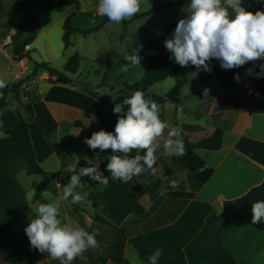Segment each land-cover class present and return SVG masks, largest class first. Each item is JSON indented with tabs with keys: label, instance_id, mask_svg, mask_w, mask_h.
<instances>
[{
	"label": "crops",
	"instance_id": "0c3cea01",
	"mask_svg": "<svg viewBox=\"0 0 264 264\" xmlns=\"http://www.w3.org/2000/svg\"><path fill=\"white\" fill-rule=\"evenodd\" d=\"M176 1L141 0L138 13L145 12L156 4L175 3ZM88 2L90 0L80 3L79 10L72 19L73 26L80 29H89L97 26L106 18L97 11L94 15L100 20L96 25H81L78 19L83 14L88 13L85 9ZM189 3L190 0H181L179 6L161 8L149 16L142 17L149 18L151 21H148V27L143 28L136 45L144 42L147 38L161 36L165 32V26L172 21H175L173 23L177 25L180 18L169 16L168 10L186 7ZM257 4L258 2L255 0H243L242 2L246 10H251L252 13ZM32 5L37 6V4ZM62 9H67L62 19H65L74 11L73 6H66ZM132 18L126 19L128 21L125 24L128 27L126 29L132 27L134 21L142 19L132 20ZM109 23V20L105 22L99 31L106 29ZM125 34L126 31L120 36V40L125 39ZM33 43L27 46L29 55ZM154 54H156L154 51L147 53V55ZM141 61L144 63L143 60ZM35 65L28 67L27 73H24L23 76L20 74L14 76L11 73L13 78L6 84L25 80L24 92L27 95L24 98L27 99L28 93L38 98L32 105L34 114L51 135L56 150L64 153L66 159H72V165L90 167L92 164H98L101 170L98 162L89 159L83 141L88 135L101 129L107 132L114 131L110 124L108 108L84 91V85L80 82L82 77L77 75L78 71L75 74L76 78H74L77 86H65L57 82L56 75L42 69L35 70ZM231 70L236 75L239 74L241 79L237 82L235 75L233 78L222 82L224 84L223 88L219 85L221 83L217 81V84H213L212 76L199 79L195 73L197 79L208 83L209 95L205 97L202 94L205 88L197 90L193 94L195 96L201 95L204 99L198 105L187 106L185 99L181 98L184 94L183 90L188 84L187 82L177 97L179 101L169 102L166 107H161L159 111V118L167 125L165 129L170 131L179 130V138L182 141L188 140L191 143H197L202 138L212 135L217 129L223 131L219 150H195L196 155L214 170L212 177L198 188L196 180L190 173L180 165L174 164L173 157L175 155L165 154L164 144L168 139V135L157 138L154 142L157 145L156 163L153 165L156 174L153 175L151 169L141 163L144 170L139 175L132 177L138 186L146 189L139 199L140 204L145 208L143 215L132 214L122 223H117L119 224V235L115 234L113 228L116 223L110 220L107 215L96 211L88 200V203L91 204L88 205L89 207H86L85 204L84 206L86 210L91 208L92 215L85 213V216L81 217L82 221L81 218L74 215L81 224L79 228H83L90 234L98 232L95 238L99 247L93 248V258L86 259L84 264H117L112 261V255L113 245L120 238L119 236H124L125 240L123 262L119 264H146L139 256L138 247L145 248L149 255L154 254L159 249L161 255L157 262H166L185 248L201 232L208 220L220 215L226 202L235 201L264 182V106L261 105L262 97L254 92L253 82L249 75L242 71L241 67ZM3 75L5 73H0L1 78ZM69 76L72 79L71 75ZM9 96L12 100L10 105H13L15 103L14 95L9 94ZM102 96L104 97V95ZM112 97L110 99L104 98L107 101H112ZM115 103L122 104V101H116ZM174 104H176V107H173ZM123 107L127 111L128 106L124 105ZM10 109L12 110V107L7 110ZM178 113H182V115H178ZM20 115L24 123L15 126L13 136H7L0 131V159L11 161L22 156L27 157L31 162L40 165L41 173L31 176L23 166L15 175L16 182L20 185L18 178L25 175L31 179V187L34 190L42 191L48 189L51 185H55L58 192L59 189L64 188L66 180L65 171L62 169V161L51 150L44 137L33 129L27 112L21 111ZM121 115L123 113L118 114V117ZM178 116L180 117L178 118ZM75 123H80L81 127L76 126ZM185 125L199 127V129L185 130L183 129ZM76 145H79L82 150L84 149L86 154L83 152L81 155L75 154L73 147H76ZM145 153L146 150L140 152L141 155ZM130 155L135 156L136 150H133ZM48 163L54 166V175L60 181L64 180L63 182L56 184L50 180L51 178L48 181L40 180L45 171V165H48ZM103 175L107 178L108 184L105 186L101 183L102 188H99L100 183L98 181H94L88 176L85 177L87 183L85 189L88 193L104 192L109 188L110 183L116 181L108 171L107 174ZM173 181L178 182L177 190L181 193L180 197L171 198L165 193L167 187L171 186ZM0 183L7 186L0 195L1 205L14 191V184L1 172ZM34 183L46 187L39 190L33 187ZM14 206L16 208L20 207L15 199L10 202L3 220L10 214ZM69 208H71V205ZM251 208L244 210L235 217L224 228L219 237L223 249L231 254L238 264H264V222L252 224ZM95 215L100 216L104 223L94 221ZM4 231L3 237L7 242L17 236V231L9 236H4ZM4 239L0 243L1 246H3L2 244L7 245ZM22 241L24 243L12 244V248L1 257L0 264H8L7 261L12 257L17 258L14 264L21 261L28 241L26 234ZM18 249H20L19 255L16 252ZM183 264H224V262L214 250L208 248L187 256Z\"/></svg>",
	"mask_w": 264,
	"mask_h": 264
},
{
	"label": "trees",
	"instance_id": "16d2710c",
	"mask_svg": "<svg viewBox=\"0 0 264 264\" xmlns=\"http://www.w3.org/2000/svg\"><path fill=\"white\" fill-rule=\"evenodd\" d=\"M82 1L86 0H50L45 4L34 6L30 2L20 3L17 5L18 8H26L28 10L36 9V8H55L62 9L66 6H73L74 11L68 15L64 19L63 23V44L64 48L69 49L73 43L71 38L75 34H80L83 36H87L89 34L98 32L105 22L109 19L106 17L103 21H101L97 26L89 28V29H80L72 25V19L77 14L79 10V5ZM258 4L253 8V13L256 11H264V0H255ZM181 4V0H177L175 3H164V4H156L151 9L137 13L133 16L132 20H136L145 16L151 15L153 12L165 8V7H176ZM246 10V9H245ZM3 11V5L0 0V12ZM251 11V10H246ZM123 24H127L128 21L123 20ZM172 21L171 23L165 26V32L158 37L155 38H147L144 42L136 45L134 48L125 52L122 56L117 57V62L113 60L107 61V70L104 75L101 86H106V79L109 72L118 71L122 68L126 67V70L129 71L133 68V64L127 60L126 56L133 55V49L138 51L141 60L147 65V69L145 70L142 79L139 82H136L129 88L134 91H141L144 93L145 98H151L159 105H166L169 102H178L177 98L180 94L182 88L187 84V76L186 70L189 69L197 74V78L205 79L207 77L214 76L219 81L224 82L228 79L233 78L236 74L230 69L225 70L221 68L220 62L216 59H212L210 63L211 71H204L202 69H198L196 66L189 65L186 67H181L173 59H169L170 53L166 50L164 46V41L171 37L172 33L175 30V24ZM9 26H11L17 33L19 37H22L24 33L30 29V33L25 37V40L20 45L14 47V58L20 59L24 56L29 55V51H26V47L30 46L34 40L36 39V31L39 28L38 22L36 18L26 16L23 21L16 24L14 22H10ZM156 52L154 55H147L149 52ZM105 56H109L108 54H103ZM82 57L75 53L72 55L65 67L64 72L58 71L50 66L49 63H36L35 70L42 69L46 72L52 73L57 76V82L60 85L65 86H73L76 87L77 84L74 80L69 77L70 75H75L79 70L80 63ZM140 60V61H141ZM204 72V73H203ZM256 73L260 72V69L255 71ZM174 76L176 79L174 87L165 95H157L150 92V88L166 80L168 77ZM255 83L256 85H261L264 83V77L257 78L255 75ZM24 82L25 80L18 81L16 83L6 84V87L0 89V131L3 132L7 136L14 135V128L17 125L23 124L24 120L22 116L12 110H7L8 106V96L9 94H13L15 99L20 100L21 93L24 91ZM84 91L93 96L100 104L106 106L109 110L110 114V124L114 130L115 125L118 120V114L113 112L114 104L116 101H123V99L130 97L127 95L125 90L119 91L115 97H117L116 101H107L97 90H93L90 88H84ZM29 102L25 105V110L29 116V120L32 123L33 129L41 134L51 150L57 154V156L62 161V169L66 174L65 185L68 183L71 172L66 171L69 164L66 161V156L62 152H58L56 150L55 145L52 142L51 135L46 131L43 127L39 119L33 112L32 105L37 101V97L33 95H29L27 97ZM76 126L81 127L80 123H75ZM193 128L199 129V127H192L185 125L183 129L192 130ZM169 129H164V133L162 136L168 135ZM223 131L221 129H217L212 135L202 138L197 143H191L188 140L183 141L184 147L186 150V154L183 156H174L173 162L175 165H180L183 169L187 170L190 175L196 180L197 187H201L205 184L213 175L214 170L209 167L203 160H201L195 153L197 149H204L208 151H217L221 148ZM91 135H88L86 138H90ZM86 149L89 154V159L93 162H98L101 166V170L103 174H107L106 165L108 160L110 159L111 149L105 150L101 152L99 149L91 150L86 144ZM131 157H134L130 155ZM143 163V162H141ZM25 167L27 169V173L31 176L39 175L41 173L40 165L31 162L27 157L22 156L17 159L7 161L0 159V172L4 174L9 180L14 184V191L11 195L0 205V223L3 220L4 214L9 208V204L13 199L19 203L21 208L26 214V225L24 227L21 226H12L6 228L4 231V236L11 235L16 230L25 229L30 223L31 219L28 216V205L25 198V191L22 186L19 185L15 180V175L21 167ZM204 168L203 172L198 171V169ZM33 187L36 189H43L46 186L41 184H33ZM146 189L138 186L133 178L124 183L120 180L110 183L109 188L104 192L99 193H88L87 190H83L88 193L87 200L92 203L93 208L96 211H99L105 215H107L112 221L116 223H122L132 214L141 216L145 213V208L140 204L139 199L141 194H143ZM166 195L171 198L180 197L181 193L177 189H173L170 185L167 187L165 191ZM264 200V182L251 189L249 192L236 199L233 202H226L224 205V209L222 213L218 216H215L214 219L208 220L205 224L204 228L199 232L193 240L182 250H180L173 258L170 260L158 263L157 264H183L187 256L202 250V249H212L217 255L222 259L224 264H238L237 261L232 257L231 254L226 252L221 246L219 237L224 228L241 212L244 210L251 208L252 204L256 201ZM69 204L73 207L74 211L81 210L78 204L71 203V197H69ZM94 221L104 223L103 219L100 216L95 215ZM84 225V221H83ZM125 250V240L124 236H121L113 245V255L112 261L114 263H122L123 255ZM139 256L141 260L148 264V257L150 256L148 251L143 247L137 248ZM45 254L41 253L38 249H34L30 245V241L28 239L26 248L24 250L23 257L18 264H37L38 259ZM84 254L87 259H92L93 248H88L84 251Z\"/></svg>",
	"mask_w": 264,
	"mask_h": 264
},
{
	"label": "clouds",
	"instance_id": "9594fccd",
	"mask_svg": "<svg viewBox=\"0 0 264 264\" xmlns=\"http://www.w3.org/2000/svg\"><path fill=\"white\" fill-rule=\"evenodd\" d=\"M141 0H99L98 11L106 16L110 22L120 23L130 19L140 11ZM242 0H190L183 9L185 16L181 18L171 37L164 41L169 59L181 67L196 66L204 71H211L210 61L216 59L225 70L237 69L248 62L264 60V11L252 13L246 11ZM229 8L234 16L230 17ZM133 65H140L141 57L136 49L133 55L126 56ZM260 72L253 68L246 69L247 75L264 77V64L259 65ZM122 70H126L122 68ZM239 74L235 80L239 82ZM6 83L0 80V89ZM209 89L203 90V95H209ZM117 97H112L116 101ZM124 105L128 106L127 111ZM161 107L150 97L145 98L143 92L137 90L130 97L123 99L122 104L115 103L113 112L123 113L118 117L113 132L103 129L93 132L84 143L91 149L101 152L111 149L110 159L106 170L113 179L127 183L134 175H139L146 165L156 174L153 165L156 163V148L154 143L164 133L166 123L159 118ZM175 137V139H173ZM180 131L172 130L164 144L166 155L183 156L186 154L183 141L179 138ZM136 150L134 157L129 154ZM146 150L144 155L140 152ZM200 168L198 171L203 172ZM66 171L74 173L64 186L63 199L72 204H78L88 196L76 193L75 189L81 185V177L88 176L94 181L107 186L108 180L97 167H80L77 172L75 165H69ZM173 189L178 188V182L171 183ZM34 196V193H33ZM31 197V201L32 198ZM45 196V192L42 193ZM32 204V203H31ZM32 206L37 216L31 219L24 229L30 245L41 253L47 252L53 259L61 260V264L71 262L88 248L99 247L96 235L83 228H73L63 224L59 219L60 201L48 200V203L36 201ZM252 224L264 222V200L252 204ZM161 251L158 249L148 257V264H157Z\"/></svg>",
	"mask_w": 264,
	"mask_h": 264
},
{
	"label": "rangeland",
	"instance_id": "374dc122",
	"mask_svg": "<svg viewBox=\"0 0 264 264\" xmlns=\"http://www.w3.org/2000/svg\"><path fill=\"white\" fill-rule=\"evenodd\" d=\"M1 2L3 5V11L0 12V73H5V75H3L2 78L0 76V80H3L5 81V83H7L13 78V75L15 76L20 74L23 76L24 73H27L26 71L28 70V67H33L35 63H49L52 68L64 72V67L68 59L75 53H78L82 57V60L77 75H81L82 77L80 82L84 85L83 88L97 90L101 95H104V97L108 99H110L113 95L116 96L117 93L122 90H125L127 92V95H132L135 92L133 89L129 88V86H132L142 79V76L147 69V65L142 61H140V65L137 64L133 66V68L129 71L120 69L118 71L109 72L106 79V86H101V83L107 70V61L113 60L117 62L118 56H122L128 50L134 48L138 42L139 36H141L143 28L148 27V21H151V19L142 18L140 20L134 21V24L129 29H126L128 27H126L123 22H110L106 29H103L96 33H92L87 36L76 34L72 37L73 46L66 50L64 48L62 40L64 23V19L62 18L66 14L67 9L36 8L28 10L26 8L17 7L18 4L25 2L37 4L38 6L47 3V0H1ZM98 4L99 0H90V2L85 5V9L88 11V13L83 14L78 19L81 25H96L98 20H100V18L94 15L98 11ZM242 7L244 6L242 5ZM184 8L185 7L169 9L167 13L169 16L178 17L181 19L185 16V12L183 11ZM244 8L246 9V7ZM229 10L230 17L234 16V13H232V9L229 8ZM26 16L36 18L39 29L36 31L37 38L35 39L30 52L32 65H29L27 68L22 69L16 65V59L14 57H11V59L5 57L3 54V50L6 48L4 46V42L8 36L13 37L14 43L13 46H10L8 48V52L10 55H14L15 46L20 45L24 42L25 37L30 33V29L27 30L22 37H19L16 31L11 26H9V23L14 22L18 24L23 21ZM125 31V39L120 40V36L125 33ZM27 49L28 47H26V51ZM108 52L110 53V57L103 55L108 54ZM241 68L242 71L246 73L245 66H242ZM186 71L188 84L186 85L185 90H183L184 94L183 96H181V98L185 99L187 106L193 107L195 105H198V103H200V101L204 99L201 95L195 96L193 93L197 90L207 88L208 83L197 79L195 72L188 69ZM71 77L72 80H75L74 78H76L75 75H71ZM212 79L213 84H217L218 82L221 83L219 85L222 88L224 87V84H222V82H220L216 77L212 76ZM175 82V77L170 76L166 80L159 82L157 85L153 86L150 92L157 95H165L174 87ZM253 90L256 94H259L262 97L261 105L264 106V83L257 86L256 83L253 82ZM28 94L33 95L31 93ZM26 95L27 94L23 91L21 93L20 100H17L14 97L15 103L13 105H10L12 100L9 98L10 96H8V106L6 109L12 107V110L18 114H20L21 111H26L25 105L29 102L28 99L24 98ZM173 107H176V104H174ZM201 108H203V106H201ZM178 115H182V113H178ZM179 117L180 116H178V118ZM73 152H76L75 154L78 155H81L82 152L86 154L85 150H82L79 145L73 147ZM66 161L70 165L73 164L72 159H66ZM75 166L77 167V172L80 167H83L80 165ZM90 167H97L98 170L101 171L98 164H92L90 165ZM54 173V166L48 163V165H45V171L41 175L40 180L48 181L51 178L50 180L56 184L58 182L64 181H60V179H58V177L55 176ZM85 177L86 176L81 177L82 184L76 187V193L82 194L83 190H85V186L87 185ZM18 181L25 191V198L29 209L28 216L30 219H35L37 216L35 208L32 206V204H34L36 201H40L41 203H48L49 199H51L52 201H60V214L58 218L62 220L63 224H67L73 228H79L81 226L80 222H78L79 220L76 217H84L85 213L88 215L90 214V216L92 215L91 208L88 209V212V210H86L84 206L85 204L86 207H89L88 205L91 204L90 202L88 203L87 199L78 203L81 210L74 211L73 207L69 208V200L66 201L63 199L64 188L59 189L57 192V187H55V185H51L46 190L36 191L31 187L32 181L27 176H19ZM98 186L99 188L103 187L101 183ZM5 188H7V186L0 183V195L5 191ZM43 192H45V196H42ZM32 196L33 198L31 201ZM20 207L16 208L14 206L10 214L5 217V219L0 223V243L3 242V231L6 228L14 225H21V227H24L26 225V214L24 216L25 212L22 211L23 209L21 208V210ZM74 215L76 217H74ZM115 225L116 226H114L113 228L116 233H114L116 235H119V224L116 223ZM16 231L17 236H14L12 238L13 242L12 240H8L7 242L4 239L7 245L2 244L3 246H1L0 244V259L4 255V253L8 252L12 248V244H17L20 242L24 243V241H22L23 238H25L24 229ZM16 252L19 255L20 249H18ZM16 259L12 257L7 262L8 264H14ZM86 259L87 258L83 253L77 256L71 262V264H84ZM37 264H61V260L53 259L48 255L47 252H45L44 256L39 258Z\"/></svg>",
	"mask_w": 264,
	"mask_h": 264
},
{
	"label": "built area",
	"instance_id": "2783aa9c",
	"mask_svg": "<svg viewBox=\"0 0 264 264\" xmlns=\"http://www.w3.org/2000/svg\"><path fill=\"white\" fill-rule=\"evenodd\" d=\"M166 1H169V0H166ZM13 37L12 36H8L4 42V46L6 47L4 50H3V54L5 57H8L11 59V57H14V55H10L9 52H8V48L10 46H13ZM16 65L22 69H25L27 68L29 65H32V60L30 59V57L28 56H24L20 59H17L16 60Z\"/></svg>",
	"mask_w": 264,
	"mask_h": 264
},
{
	"label": "water",
	"instance_id": "95a60500",
	"mask_svg": "<svg viewBox=\"0 0 264 264\" xmlns=\"http://www.w3.org/2000/svg\"><path fill=\"white\" fill-rule=\"evenodd\" d=\"M260 64H264V60H258L256 62H248L244 66H245V69L253 68L255 66V71H256V70L260 69L259 68ZM249 77H250L251 81H253V82L255 81L254 75H249Z\"/></svg>",
	"mask_w": 264,
	"mask_h": 264
}]
</instances>
